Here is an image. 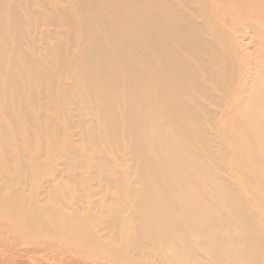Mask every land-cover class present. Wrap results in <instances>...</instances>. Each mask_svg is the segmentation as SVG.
<instances>
[{"label":"bare ground","instance_id":"bare-ground-1","mask_svg":"<svg viewBox=\"0 0 264 264\" xmlns=\"http://www.w3.org/2000/svg\"><path fill=\"white\" fill-rule=\"evenodd\" d=\"M0 231L264 264V0H0Z\"/></svg>","mask_w":264,"mask_h":264},{"label":"rangeland","instance_id":"rangeland-1","mask_svg":"<svg viewBox=\"0 0 264 264\" xmlns=\"http://www.w3.org/2000/svg\"><path fill=\"white\" fill-rule=\"evenodd\" d=\"M74 115H79V112L74 111ZM83 128L85 129L86 127H83L80 122L74 125V140L81 145L80 147H85V143H82L80 137L81 132L84 131ZM226 176V178H230V180L233 177V175H229L228 173H226ZM232 180L238 181L236 178ZM230 228L232 229V227ZM61 260L62 256H59L57 259L54 254L41 255V253H34L30 246H23V243L18 237L13 238L10 236L9 232L4 233L0 231V264H61ZM75 260L76 259L64 254V264H76ZM71 261L74 262L71 263Z\"/></svg>","mask_w":264,"mask_h":264}]
</instances>
